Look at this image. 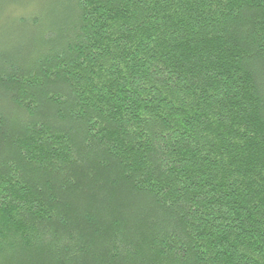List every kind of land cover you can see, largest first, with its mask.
Instances as JSON below:
<instances>
[{"label":"trees","instance_id":"trees-1","mask_svg":"<svg viewBox=\"0 0 264 264\" xmlns=\"http://www.w3.org/2000/svg\"><path fill=\"white\" fill-rule=\"evenodd\" d=\"M0 264H264V0H0Z\"/></svg>","mask_w":264,"mask_h":264}]
</instances>
